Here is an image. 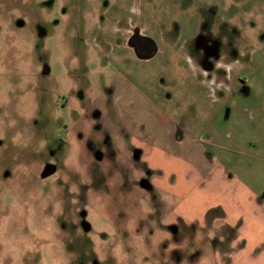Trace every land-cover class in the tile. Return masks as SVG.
<instances>
[{"label":"rangeland","instance_id":"374dc122","mask_svg":"<svg viewBox=\"0 0 264 264\" xmlns=\"http://www.w3.org/2000/svg\"><path fill=\"white\" fill-rule=\"evenodd\" d=\"M244 186L264 198V0H0V264H264L200 222L245 216Z\"/></svg>","mask_w":264,"mask_h":264},{"label":"crops","instance_id":"0c3cea01","mask_svg":"<svg viewBox=\"0 0 264 264\" xmlns=\"http://www.w3.org/2000/svg\"><path fill=\"white\" fill-rule=\"evenodd\" d=\"M223 89V88H217ZM183 138L180 140L182 141ZM226 176V174H225ZM236 177V176H235ZM239 184H245L244 182L236 179ZM257 189V187H256ZM263 188L260 192H262ZM236 192V200L238 201V206L242 211L240 216L230 219L229 216L225 215L223 217H212L211 212L218 208H223L221 204L209 206L205 212H207L206 217L200 222L204 226H212L217 228L221 233V239L217 242V248L222 252L223 255L230 252H247L253 258H264V217L257 215L255 212L260 210L264 211V198L260 197L258 191L253 188H239ZM210 198L213 199V193L211 191ZM224 200L226 198L224 197ZM209 204V205H210ZM264 262V260H263Z\"/></svg>","mask_w":264,"mask_h":264},{"label":"flooded vegetation","instance_id":"af4514ba","mask_svg":"<svg viewBox=\"0 0 264 264\" xmlns=\"http://www.w3.org/2000/svg\"><path fill=\"white\" fill-rule=\"evenodd\" d=\"M127 43H128V45H127ZM124 44H125L124 46L126 47V49L133 52L134 55L141 60H149L157 52V48L155 46V43L150 39L140 37L138 35V33H135V34L130 33L128 36L125 35ZM202 56L203 57L201 59H199V61H198V66L200 68H203L207 72H209V74L214 73L215 71L219 70V68H217V66H216L217 62L225 61L227 63H231L228 61V58L225 55L220 53L219 47L215 43H211L209 45V47L203 52ZM221 70H224V69H221ZM47 74H49V72H45L43 75L45 76ZM221 74H223L225 76L227 81H230V78L226 77L227 75H226L225 70L222 71ZM218 78H221V77L219 76V77H217V79ZM239 81H241V80L240 79L238 80V77H237L236 83H235L236 86L238 85ZM227 85H229V83H227ZM223 89L229 90L228 91L230 93L229 95L232 96L233 88L225 86V88H223ZM219 91L221 92L223 90L219 89ZM95 155H96L97 159L101 158L98 160H103V154L101 152H99V151L95 152Z\"/></svg>","mask_w":264,"mask_h":264},{"label":"water","instance_id":"95a60500","mask_svg":"<svg viewBox=\"0 0 264 264\" xmlns=\"http://www.w3.org/2000/svg\"><path fill=\"white\" fill-rule=\"evenodd\" d=\"M45 72H49L48 69L45 70ZM98 159H101V158H98ZM55 173V167L53 166H46L45 170H44V173H43V177H47V176H50L52 174ZM89 227L87 225H85V230H88Z\"/></svg>","mask_w":264,"mask_h":264}]
</instances>
